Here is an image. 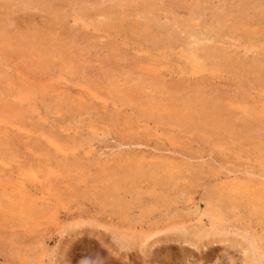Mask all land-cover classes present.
Returning a JSON list of instances; mask_svg holds the SVG:
<instances>
[{
    "label": "rangeland",
    "instance_id": "obj_1",
    "mask_svg": "<svg viewBox=\"0 0 264 264\" xmlns=\"http://www.w3.org/2000/svg\"><path fill=\"white\" fill-rule=\"evenodd\" d=\"M262 212L264 0H0V264H264Z\"/></svg>",
    "mask_w": 264,
    "mask_h": 264
},
{
    "label": "bare ground",
    "instance_id": "obj_2",
    "mask_svg": "<svg viewBox=\"0 0 264 264\" xmlns=\"http://www.w3.org/2000/svg\"><path fill=\"white\" fill-rule=\"evenodd\" d=\"M234 194H235V193H234ZM156 196H157V195H156ZM231 196H232V195H231ZM151 198H152V197H151ZM157 198H158V197H157ZM228 198H230V197H228ZM155 199H156V198H155ZM155 199H154V200H155ZM251 199H252V198H251ZM156 200H157V199H156ZM229 200H230V199H229ZM159 202H160V201H159ZM159 202H158V203H159ZM156 204H157V203H156ZM255 204H256V203H255ZM261 204H262V203H261ZM165 205H166V204H165ZM110 206H111V205H110ZM163 206H164V205H163ZM257 206H258V205H257ZM254 207H255V205H254ZM119 208H120V206H119ZM259 208H261V207H259ZM145 209H146V208H145ZM145 209H144V210H145ZM254 210H255V209H253V212H254ZM251 211H252V210H251ZM262 213H263V212H262ZM259 214H260V213H259ZM263 214H264V213H263ZM260 215H261V214H260ZM210 217H211V216H210ZM260 217H261V216H260ZM262 218H263V217H262ZM211 219H212V218H211ZM263 219H264V218H263ZM214 232H215V231H214ZM220 233H221V232H220ZM207 234H208V233H207ZM212 234H213V233H212ZM218 234H219V233H218ZM208 235H209V234H208ZM214 235H215V234H214ZM203 236H205L204 233H203ZM216 236H217V235H216ZM221 236H222V235H221ZM198 237H199V236H198ZM218 238H219V237H218ZM223 238H224V237H223ZM226 239H227V238H226ZM226 239H224V242H225ZM159 240H160V239H159ZM161 241H162V240H161ZM186 241H187V240H186ZM219 241H221V240H219V239H213V241H212L211 243L213 244V242L215 243V242H219ZM226 241H227V240H226ZM195 242H196V241H194V243H195ZM201 242H202V241H200V243H201ZM221 243H222V242H221ZM189 244H190V243H189ZM191 244H192V243H191ZM250 244H251V243H250ZM250 244H249V245H250ZM192 245H194V244H192ZM195 245H196V243H195ZM232 245H233V244H232ZM198 246H200V244H199ZM233 246H234V245H233ZM249 247H251V245H250ZM204 248H205V246H204ZM249 249H250V248H249ZM245 252H246V250H245ZM251 253H252V250H251L250 254H251ZM252 255H253V254H252ZM246 256H247V255H246ZM247 257H248V256H247ZM254 257H255V256H254ZM251 258H252V257H251ZM251 258L246 262V264H253L252 261H254V260H251ZM245 259H246V258H245ZM252 259H253V258H252ZM255 259H256V258H255ZM246 260H247V259H246ZM228 261H229V260H228ZM255 261H256V260H255ZM255 261H254V263H256Z\"/></svg>",
    "mask_w": 264,
    "mask_h": 264
}]
</instances>
